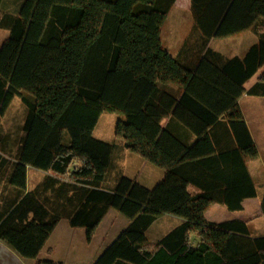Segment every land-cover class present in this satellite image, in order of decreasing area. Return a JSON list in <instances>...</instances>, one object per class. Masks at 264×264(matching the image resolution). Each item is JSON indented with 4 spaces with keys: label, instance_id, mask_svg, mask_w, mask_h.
I'll return each mask as SVG.
<instances>
[{
    "label": "trees",
    "instance_id": "obj_1",
    "mask_svg": "<svg viewBox=\"0 0 264 264\" xmlns=\"http://www.w3.org/2000/svg\"><path fill=\"white\" fill-rule=\"evenodd\" d=\"M177 1L24 0L0 19L10 33L0 126L16 97L27 107L16 155L0 153V183L11 189L0 241L23 260H36L64 220L91 242L114 210L131 223L93 264H264V237L246 222L206 219L214 204L239 212L257 196L247 161L259 152L239 100L264 98V77L244 88L264 67V0H191L198 51L174 58L162 29ZM252 30L260 38L243 58L210 45ZM104 112L124 116L116 138L125 150L166 171L155 188L121 174L105 188L115 146L93 136ZM28 168L48 174L29 192ZM163 216L184 222L151 242Z\"/></svg>",
    "mask_w": 264,
    "mask_h": 264
},
{
    "label": "rangeland",
    "instance_id": "obj_2",
    "mask_svg": "<svg viewBox=\"0 0 264 264\" xmlns=\"http://www.w3.org/2000/svg\"><path fill=\"white\" fill-rule=\"evenodd\" d=\"M23 1L24 0H5L3 7L0 9V19L6 14L16 15ZM194 21L191 0H178L169 13L167 21L162 29L163 47L167 49L174 58H178L182 55L183 58L188 56L194 57L198 51V34L194 30ZM2 32L4 31H0V48L9 38L8 31H5V33ZM258 32L259 30L257 32L252 30L224 40H213L210 45L220 54L222 53L224 56H229L233 47L256 44L260 38ZM23 100V97H16L1 122L0 153L5 157L13 158L16 155L19 144L24 136L23 123L27 115V107ZM122 119H124V116L121 114L104 112L93 132V136L96 140L115 146L114 164L109 171L105 188H111L114 185L115 179L121 174L132 181H136V183L141 186L153 189L156 187V183H159L156 182L158 179L157 174L158 172H161L162 169L151 164H149L144 170L140 169L139 162H141L142 158L125 150L122 142L116 138V125L118 121ZM259 120L264 122V115H262L261 118L259 116L255 118L254 126H257L256 121ZM190 138L194 140L193 136ZM150 171L152 173H150ZM47 176V173H39L34 169L30 170L28 184L29 191L41 184ZM195 190V188H190L191 193L195 192ZM10 191L11 189L7 183L2 181L0 183V210L1 207H3L7 196L11 195L9 194L11 193ZM112 212L117 216L124 218L116 211ZM64 221L66 222V220ZM259 226V222H253L249 227L251 234L255 237H258V235L261 234ZM113 227L114 229L107 236L98 233L95 241L91 244V249L87 251L82 249L77 237H74L75 241H77L76 244L73 240H64L67 238L66 234L64 239L62 237L59 239L58 237L57 243H55V241H57V236L54 237L53 243L56 245V256L60 261L66 264H88L91 259H93L94 255L99 252L101 249L100 247H103L102 245L105 244L107 245V243L111 241L110 239H112L113 235H116V232L121 225L118 223ZM167 231L168 230L163 228L160 231V237L163 238L167 235ZM149 240L154 242L156 238L149 235ZM191 241L194 244L196 241L195 236H192ZM49 251V255L54 254L52 249ZM39 259L41 260L42 258ZM36 262L31 261L28 263L35 264Z\"/></svg>",
    "mask_w": 264,
    "mask_h": 264
},
{
    "label": "crops",
    "instance_id": "obj_3",
    "mask_svg": "<svg viewBox=\"0 0 264 264\" xmlns=\"http://www.w3.org/2000/svg\"><path fill=\"white\" fill-rule=\"evenodd\" d=\"M4 2H5V0H4ZM4 2L2 4L1 8L4 5ZM2 30L3 29H0V31H2ZM3 31L4 32H2V33H5V31H7V30H3ZM233 37H235V36H233ZM222 40H224V39H222ZM251 46H252L251 44H248L245 46L233 47L229 56H224L222 53L221 54H222V56H224L225 58H228V59H231V58H234L237 56L243 58ZM216 52H218V51H216ZM263 77H264V67H262L256 73V75L245 84V86H244L245 90L248 92ZM239 105H240L245 123L248 126L250 134H251L253 141H254V143L258 149V152H259V157L257 159L247 161L248 171H249V173L253 179V182L255 184L257 196L255 198H252V199H246L243 202V210L239 211V212H230L225 205L214 204L206 212V219L208 222L216 223V224L226 222V221L239 220V221L246 222L248 224V227H250V225H252L253 222H259V225H260L259 231L261 232V234L258 235V237L262 238V237H264V215H263V211H262V203H263V199H264V122L262 120L256 121L257 126H254V123H255L254 121H255V118H257L258 116L261 118V116L264 115V98L263 97L249 96L248 94H245L239 100ZM168 122H169V120H167L165 122V125H167ZM252 124H253V126H252ZM139 163H140L139 166H140L141 170L146 169L149 165V163L144 161L143 159ZM30 170H32V168H28V172H27V192H29V189H28L29 185L28 184H29V178H30ZM140 171H137V172H140ZM38 172L46 174L45 172H41V171H38ZM150 173H152V172L150 171ZM165 174H166L165 170L158 172V174H157L158 179L156 182H160L164 178ZM156 184H158V183H156ZM192 193L193 194L198 193L197 189L195 190V192H192ZM112 211H114V210H110L107 213V215L105 216V218L103 219V221L100 223V225L98 226L91 242H89L86 238L85 229H83V228H72L67 221L66 222L62 221L56 227V229L54 230V232L50 236L49 240L47 241L45 247L43 248V250L41 251V253L37 257V259L33 260V262L39 261L40 260L39 258H42L40 261H51L54 263L66 264V263L60 261L58 259V257L56 256L57 251H56L55 243L58 242V237H59V239L61 237L64 239V236L66 234L67 238H65L64 240H73L75 242V244L77 243V241H75L74 237H77L79 243L82 246V249L87 251V250L91 249V244L95 241V238L98 235V233H100L104 236H107L114 229L113 226H115V224L119 223L121 225V227H119L118 231L116 232V235H113L112 239H110L111 241H109V243H107V245L106 244L102 245L103 247H100L101 249L99 250V252L96 253L94 255L93 259H91V261L88 263V264H93L100 257V255L103 253V251L109 245H111L117 239V237L120 235V233L124 229H126L131 223V221L128 218H126L125 216L122 215L124 217V218H122L121 216H117L116 214H114ZM183 222H184V220L177 218V217L163 216L160 219H158L152 225V227L149 230V235H152V237L156 238V240H160L162 238V237H160L161 236L160 231L163 228H165V230H168L167 231V234H168L170 231H172L175 228L182 225ZM249 231H250V229H249ZM250 234H251V232H250ZM56 236H57V241H55V243H53V239ZM190 236H191V238H192V236H195L196 241L194 242V244L197 245L199 243V238H197L195 234H191ZM251 236L254 238H258V237L253 236L252 234H251ZM50 249H52L54 254H52V255L48 254L50 252L49 251ZM28 262H31V261L23 260L14 251H12L8 246H6V244H4L2 241H0V264H29Z\"/></svg>",
    "mask_w": 264,
    "mask_h": 264
}]
</instances>
